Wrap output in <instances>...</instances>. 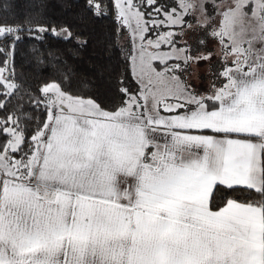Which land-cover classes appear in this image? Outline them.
<instances>
[{
    "label": "snow or ice",
    "instance_id": "snow-or-ice-1",
    "mask_svg": "<svg viewBox=\"0 0 264 264\" xmlns=\"http://www.w3.org/2000/svg\"><path fill=\"white\" fill-rule=\"evenodd\" d=\"M85 3L128 32L110 96L24 90L0 21V264H264V0Z\"/></svg>",
    "mask_w": 264,
    "mask_h": 264
},
{
    "label": "trees",
    "instance_id": "trees-1",
    "mask_svg": "<svg viewBox=\"0 0 264 264\" xmlns=\"http://www.w3.org/2000/svg\"><path fill=\"white\" fill-rule=\"evenodd\" d=\"M104 11L103 16L86 11L85 0H0V21L23 29L11 58L15 81L27 91L44 80L67 75L75 88L87 81L88 89L101 96L111 95L117 78L126 76L133 83L124 62L129 51V41H122L126 33L106 6ZM63 23L73 25L78 39L64 40L47 33L39 39L31 36L40 25ZM5 58L0 54V61Z\"/></svg>",
    "mask_w": 264,
    "mask_h": 264
},
{
    "label": "rangeland",
    "instance_id": "rangeland-1",
    "mask_svg": "<svg viewBox=\"0 0 264 264\" xmlns=\"http://www.w3.org/2000/svg\"><path fill=\"white\" fill-rule=\"evenodd\" d=\"M125 36H123V38H122V41L125 43V41L126 40H128V32H126L125 31ZM43 34H45V33H39V32H36L35 30H34V32L31 34V36H33V37H39L40 35H43ZM47 34H50V35H52L51 33H47ZM195 67V66H194ZM205 72H206V66H204V65H202L201 67H200V69H199V75L200 76H203L204 74H205ZM130 75H131V73H130ZM132 77V76H131ZM192 83L193 84H195V85H199L200 84V80L197 78V74L194 72V74H193V80H192Z\"/></svg>",
    "mask_w": 264,
    "mask_h": 264
}]
</instances>
